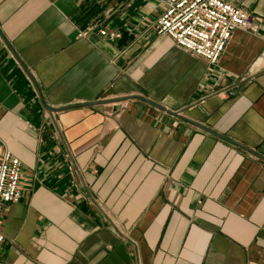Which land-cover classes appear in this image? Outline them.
Here are the masks:
<instances>
[{
  "label": "crops",
  "instance_id": "0c3cea01",
  "mask_svg": "<svg viewBox=\"0 0 264 264\" xmlns=\"http://www.w3.org/2000/svg\"><path fill=\"white\" fill-rule=\"evenodd\" d=\"M229 1L258 32L208 63L157 0H0V264H264V0Z\"/></svg>",
  "mask_w": 264,
  "mask_h": 264
},
{
  "label": "built area",
  "instance_id": "2783aa9c",
  "mask_svg": "<svg viewBox=\"0 0 264 264\" xmlns=\"http://www.w3.org/2000/svg\"><path fill=\"white\" fill-rule=\"evenodd\" d=\"M162 9L152 28L177 46L208 63L218 61L236 30L256 35L259 17L229 0H157ZM108 40L119 37L116 30L99 29ZM22 161L4 150L0 155V211L2 204L21 199ZM6 241L0 233V244Z\"/></svg>",
  "mask_w": 264,
  "mask_h": 264
},
{
  "label": "water",
  "instance_id": "95a60500",
  "mask_svg": "<svg viewBox=\"0 0 264 264\" xmlns=\"http://www.w3.org/2000/svg\"><path fill=\"white\" fill-rule=\"evenodd\" d=\"M42 105H43L45 108H47L48 110H57V109H53V108H50V107L46 106L43 102H42ZM258 153L264 155V146H262V147H260V148L258 149Z\"/></svg>",
  "mask_w": 264,
  "mask_h": 264
}]
</instances>
